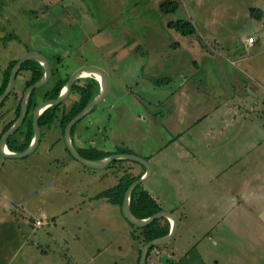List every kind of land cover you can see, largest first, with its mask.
Listing matches in <instances>:
<instances>
[{
	"label": "rangeland",
	"instance_id": "374dc122",
	"mask_svg": "<svg viewBox=\"0 0 264 264\" xmlns=\"http://www.w3.org/2000/svg\"><path fill=\"white\" fill-rule=\"evenodd\" d=\"M163 1L176 2V11H161L160 4ZM78 2L82 10L80 19L77 20L68 7V28L65 27V30L71 35L63 36L57 32L60 29L55 25L57 23L50 22V18L42 20V25L37 29L31 26L32 14L29 10L32 7L37 12L42 10V1L0 0V72H4L8 61L18 59L30 52L26 50L33 48H38L40 53L48 57L50 66H54L59 56L57 64L60 66L57 68L64 75H70L84 65L102 68L109 77V94L76 127L82 130L89 123L90 132L94 128H103V131L95 132L100 145H116L118 150H129L137 156L144 147H158L152 138L145 137L146 130H162L163 140H160V145H167L168 148L151 160L154 174L143 183L158 197L163 208L171 211L179 222L173 238L157 251L158 257L165 255V260H160L162 264H166L167 258L178 264H200L197 263V257L205 246L209 254H218L220 251L216 246L220 237L225 235L220 228L221 223L225 222L230 227L231 222L237 223L241 215L245 216L244 210L235 207L242 200L240 195L253 193L254 196H247L241 204L253 211L257 219L264 220V197L258 198V195L264 196V84L258 82L262 78L260 76L264 75V0ZM124 11L125 17L120 14ZM256 13L259 17L253 15ZM118 17L123 20L117 21ZM177 18L193 24L196 35L187 38L194 37L198 41L196 45L199 50L207 48L206 53H211L216 65H220L226 73V94L238 93V87L230 76L236 73L248 79L251 77L249 73L253 75L257 81L249 82L246 88L244 86V91L247 90L251 98L249 107H241L243 103L237 106L238 102L229 98L227 104L219 109L223 114L219 117L214 110L210 114L208 108L206 111H197L194 104L190 107L191 102L185 110L189 102L187 97L179 102L182 106H178L176 97L175 101L171 95L156 99L151 91L146 93L148 86L154 84L157 77L164 79L160 85H166L169 74L168 70L164 74L162 70L150 67V64H156L150 62L155 53L145 52L150 45L141 41V27L151 30L156 41L158 38L165 40V22ZM43 25L50 28L51 35L44 33ZM249 37L254 38L252 44L247 43ZM47 39L51 41L52 47L59 46L61 49V53L54 54V60L41 47ZM244 44L254 47H247L243 52ZM178 53L183 61L189 63V59L185 60L188 55L184 50ZM165 54L166 49L160 50L157 55L165 59ZM148 56L149 67L145 68ZM192 56L199 58L196 52ZM176 58L174 56L165 60L173 62ZM222 59L228 62L223 63ZM20 73L16 76L14 86L17 98L22 94L23 87ZM84 82L80 80L79 84ZM255 87L257 91H254ZM72 98H77V95L73 94ZM14 100L17 103V99L10 95L0 108V131L13 117V107L16 105H13ZM72 102L73 99L68 97L64 104L69 107ZM205 113L207 116L203 117ZM92 117L97 118V121L89 119ZM58 128L55 124L42 128L37 148L26 157L5 158L0 155V206L23 205L35 219L43 220V224L47 216L49 221L53 217L55 223H59L54 229L52 224L50 228L43 226L36 231V239L40 238L41 241L37 244L35 264H133L131 247L125 242L128 240L127 235L121 236L116 231V245L122 244L119 252L110 241L111 233L107 229L102 231L95 228L96 222L100 221L106 225L115 222L117 229L127 222L119 216L115 217L117 220L112 217L109 219L105 213H98L97 219L90 220L87 218L90 211L83 204L80 207V202L85 199L84 191H93L95 183L91 181L88 189H85L86 181L81 182V172L85 165L64 151L62 139L60 144H56L57 136L58 139L63 137ZM138 144L143 147L134 149ZM159 159L164 165L157 163ZM123 160L111 164L102 172L111 176L110 171L116 172L120 164L130 161ZM130 164L141 168L134 162ZM133 166H128L124 171ZM105 185L101 183L97 189ZM96 215L93 212V216ZM69 218H73L69 221L72 223L60 230V225H65L61 221ZM234 231L233 237L236 232L240 233L237 229ZM41 250L46 251L45 263ZM151 261L150 264H159L154 258Z\"/></svg>",
	"mask_w": 264,
	"mask_h": 264
},
{
	"label": "crops",
	"instance_id": "0c3cea01",
	"mask_svg": "<svg viewBox=\"0 0 264 264\" xmlns=\"http://www.w3.org/2000/svg\"><path fill=\"white\" fill-rule=\"evenodd\" d=\"M42 1V7L43 9L37 12V10L30 9L29 12L32 14L30 18L31 26H34V28L37 29V27L42 22V20L46 21L49 20L50 22H56L55 24L57 27L60 29L57 31L59 34H62L63 36H68L71 35L69 32L65 30V27L68 28L67 23L68 22V11L69 8L71 10V14L76 16L77 20L80 19L79 15L80 12H82L81 7L79 5L78 0H39ZM148 3V2H147ZM67 8H66V7ZM69 7V8H68ZM131 13V10L129 12V15ZM124 17L126 15L125 11ZM119 14V15H120ZM131 16V15H130ZM4 20V18H2ZM123 19H117V21H121ZM174 20V19H170ZM165 22V27H167V23L170 21ZM126 22V20H124ZM49 25L48 23H46ZM47 25L43 30L46 35H51L49 34L50 28H48ZM145 26L144 24H142ZM64 26V27H63ZM164 27V28H165ZM176 30L167 27L164 29V34H165V40L164 38H158L156 41L154 37L151 35L152 32L151 30H148L147 28H142L140 30V39L141 41H144L147 46L150 45V47H147L145 49V52L150 54L152 51L155 53L154 57L150 59V62L154 61L156 62L155 65H151L150 67H154L158 70H162V73L165 74V70H168L169 77L166 79L168 83L166 85H158L156 83H152L149 85L146 93H151L155 95L156 99H161V98H168L170 95L175 101V97L177 98L176 105H181L179 104L180 101L184 99V97L188 98L189 102L187 103L185 110L189 108V103L190 107L194 104L196 107L197 111L205 110L206 108L210 109V114L212 110L217 112V116L222 117L223 114L220 112V108L225 106L228 102V99L234 98L233 101L238 102L237 106H247L249 107V101L250 97L248 96L249 93L247 90L244 91V86L248 85L249 82L256 80L254 79L253 75L249 73L251 77L248 79L242 75L240 77L239 75H233L231 77V81L235 82L237 87H238V93L237 94H226L224 91L225 87V80L227 79L226 73H224L221 70L220 65H216L217 62H215L213 56L211 53H206L207 48L203 49H198L196 43L198 42L194 37H188L187 36H195L196 32L192 35H182L177 36L175 34ZM177 32V31H176ZM179 33V32H178ZM153 38V39H152ZM45 44L42 45L41 47H44L50 55V58L52 60L54 54L56 53H61V49L58 46L52 47L51 41L50 40H44ZM56 42V41H55ZM243 46V52L247 47H254L253 45H246ZM255 45V44H254ZM40 47V45H38ZM202 48V47H201ZM166 49V54H165V59L169 57H174L177 56L175 61L170 62L166 61L162 56H159L160 50ZM184 50L188 57H185V60L189 59L188 62L183 61L181 56L179 55L178 51ZM27 51H37L41 52L38 48H33L26 50ZM196 52L199 56V58L193 57L192 54ZM215 57V56H214ZM48 58V57H47ZM17 60V59H16ZM161 60L163 62H161ZM223 63H227L228 61L223 60ZM192 63V65L190 64ZM57 62L54 63V66L59 67L60 65L57 64ZM149 56L147 58V61L145 62V68L149 67ZM231 65V64H230ZM142 68H144L142 66ZM24 73V74H22ZM30 72L29 71H22L20 73V80L23 82L22 86H24L25 81L29 78ZM19 76V75H18ZM23 76V77H22ZM260 80L258 82H261V84H264V75L260 76ZM155 79V78H152ZM156 79H161L157 77ZM171 80V81H170ZM166 81V82H167ZM257 81V80H256ZM204 82V83H202ZM234 84V83H233ZM127 87V86H125ZM254 87V86H253ZM23 88V87H22ZM256 88V87H255ZM134 89V88H133ZM217 90H220L216 92ZM17 90H15L16 93ZM109 91H110V86H109ZM130 91L132 92V89L130 88ZM254 91H257V88L254 89ZM20 92V90H18ZM135 92V91H134ZM248 93V95H247ZM109 94V92H108ZM107 94V95H108ZM73 93L69 94V98L73 99V102L77 101V98H72ZM77 95V94H76ZM106 95V96H107ZM18 96V94H17ZM17 101L18 98L14 96ZM253 98V96L251 95ZM250 98V99H249ZM105 100V99H104ZM244 100V101H243ZM243 101V102H242ZM16 101L14 100L13 105H15ZM72 102V103H73ZM246 102V104H244ZM252 103V102H251ZM173 107V105H171ZM231 106V105H230ZM15 107V106H14ZM13 107V108H14ZM103 111V109H101ZM246 110V109H245ZM248 111H253L254 109H247ZM191 111V110H190ZM264 112V110H263ZM206 113L203 115V117H206ZM93 121H95L97 118L92 117L89 118ZM97 121V120H96ZM196 122V121H195ZM194 123V121H193ZM96 123H94L95 127ZM89 126H91L89 123L85 126V128L79 129L75 128L72 135L71 139L74 144V146L77 148L78 151H81L83 155H86V150L90 147H93L95 149L103 150L105 152L109 151L112 152L116 150L117 148L112 145L109 146H102L100 145L99 141L96 140L95 132L98 131H103V128H94L93 132H90ZM3 128V127H2ZM59 134L63 136V133L61 132V129L58 128ZM148 129V128H147ZM88 130V131H87ZM42 132V129H41ZM146 138H152L155 142H157L158 147H154L148 149L147 147L142 148L138 153L139 156L146 158H149V162H151V165H153L152 161L157 154L160 153L165 148H168L167 145H160L162 144L163 140L162 137V130L159 128H149V130H146ZM57 142L56 144H60V139H62V144H63V137L57 136ZM55 139V140H56ZM138 147H143L140 144L137 146H134L135 148ZM64 151H67L64 144H63ZM69 155V154H68ZM161 159L157 160V163H161V165H164L163 162H159ZM131 161L120 164L119 169L115 171H110V175L104 174L102 171L106 169L109 166H106L102 169H91V168H86L84 166V170L81 172V177L83 178L81 182H85V189H88L90 186V182L95 183V189L93 191L85 190L84 191V200L80 202V207H82V204L85 206V208L90 211L89 215L87 218L90 220H95L97 219L98 213L100 215L102 213H105L109 219H114L117 220L115 217L119 216L125 220V218L122 216L120 208L109 202L107 199L103 197H98L101 192L106 190L107 188H110L114 186L117 182V176L116 174H123L124 170H127V167L133 166ZM167 165V164H166ZM128 172L133 173V174H139V173H144V170L137 166H133L132 169H129ZM154 174V167H152V172L149 178L146 181H149V179L152 177ZM106 180H108V183H106ZM88 181V182H87ZM106 184V187H99L100 184ZM83 187V188H84ZM148 190H151L150 188H147ZM254 196L252 194H242L240 195L242 200H240V203H238L235 207H240L241 210H244L247 213H244L243 215L240 216V219L236 221L237 223H232L230 224V227H228V224L225 222L221 223V229L225 233V235L221 236L219 239L218 245L216 249H220V251L215 254H209L207 247L205 246L202 253L199 254V258L197 257V263L200 264H264V220L257 219L253 211L250 209H247V207H244L241 202L245 201L247 196ZM157 197V196H156ZM263 199V194L258 195V198ZM20 204H17L19 206ZM264 208V205H263ZM239 209V210H240ZM168 211V210H167ZM93 212H95L97 215L96 217L93 216ZM171 212V211H170ZM113 214V215H112ZM252 215V216H251ZM233 216L234 215H230ZM253 217V218H252ZM37 218V217H36ZM76 219L78 218L77 216L75 217ZM264 218V217H263ZM37 219H35L34 216L30 215L27 211V207H23V205L19 207H7V206H0V264H35V260H37V244L41 239L39 238L38 240L36 239V231L39 230V227H36L35 222ZM52 221L47 219L44 221V224L41 226H48V228L51 227L52 229L56 228L59 223H55V219L51 217ZM73 220V218H69L68 220H62L61 223L65 224L64 226L60 225V230L63 228H66L67 225H70L72 222H69ZM255 220V221H254ZM179 222V219H178ZM221 222V221H220ZM119 223V222H118ZM95 228L98 230H106L111 233V238L110 241L113 242V244L116 245V235L119 233L121 236L127 235L128 240H126V244L128 242V246L131 247V252L133 254V264H137V257H138V250L141 248L139 241L135 240L132 238V234L134 233L133 230L134 228L131 227V225L127 222V224L123 225L120 228L115 227V222L110 223L109 225H106L104 223L96 222ZM246 227V228H245ZM38 228V229H37ZM228 229V230H227ZM235 229L239 230L240 233L236 232V236L233 237L235 233ZM243 229L245 231H243ZM116 231L118 233H116ZM50 234V232H48ZM137 233V232H136ZM227 235V236H226ZM43 238L44 234L42 233ZM240 237V238H239ZM122 238V237H121ZM45 239H43L44 241ZM245 240L246 243L244 242ZM243 242L245 246L243 247ZM210 244V243H209ZM64 245V244H63ZM214 245V244H212ZM65 249L67 247L64 245ZM122 247L121 245H116V248H118V251H120ZM117 250V249H116ZM80 251V248L79 250ZM76 252V251H75ZM118 252V253H119ZM156 252V253H155ZM155 254H152L151 257L154 261H160L162 259L165 260V255L162 257H158V252L155 251ZM223 252V254H222ZM41 253H43V258H44V263L46 262V251L41 250ZM77 253V252H76ZM168 253V252H167ZM170 253V252H169ZM163 254V253H162ZM95 255V254H94ZM93 255V256H94ZM161 255V254H160ZM168 256V255H166ZM167 258V257H166ZM156 259V260H155ZM168 259V258H167ZM161 264V263H159Z\"/></svg>",
	"mask_w": 264,
	"mask_h": 264
},
{
	"label": "trees",
	"instance_id": "16d2710c",
	"mask_svg": "<svg viewBox=\"0 0 264 264\" xmlns=\"http://www.w3.org/2000/svg\"><path fill=\"white\" fill-rule=\"evenodd\" d=\"M177 9V3L173 1H163L160 4V10L163 12H175ZM253 11H256L253 9ZM255 17H259V14H253ZM167 27L172 28L179 32L181 35H192L195 33V29L193 24L190 21L184 20L182 18H177L176 20H170L167 23ZM60 60V57H56V62L58 63ZM16 62V59L11 60L3 72V78L1 81L0 86V94L4 91L8 78H9V72L11 67ZM22 71H29L30 75L29 78L25 81L23 88L21 89V92L28 87L29 85L35 83L38 81L43 74V68L42 66L35 60H27L24 63H22L21 68L17 75H19ZM69 75H64L61 73V71L56 66H51V77L49 81L43 85L40 88L34 89L28 99L27 102V113L25 116V119L22 123V125L7 138L6 144L7 148L10 151L14 152H21L23 151L30 143V140L33 136V128H32V111L34 107L43 100L52 99L58 96L63 86L66 84L68 80ZM80 80H84V84H79ZM154 82L158 85L160 83L164 82V79H155ZM99 91V84L96 79L93 77H86V78H79L77 79L71 89V93L77 94L78 99L77 101L73 102L69 107H66L64 102H61L57 105H52L47 107L38 118V124L40 128H48L51 125H56L59 127L63 133L64 127L67 124V122L73 118L79 111L82 110V108L89 103L92 98L98 93ZM20 92V93H21ZM17 96L14 89L12 92L4 99L3 102L0 103V108L3 107L5 100L10 96ZM21 95L18 98V101L13 109V117L3 126V128L0 131L1 134L6 131L10 125L14 122V120L17 118L19 114V104L21 100ZM96 108V106L92 109V111ZM80 121V120H79ZM78 121V122H79ZM78 122H76L72 128H71V135L76 128ZM67 150V149H66ZM68 152V150H67ZM86 155H83L81 151L79 153L84 156L87 159L91 160H98L105 158L111 154L114 153H132L129 150H114L112 152H103L99 149H95L93 147H90L86 150ZM145 159L149 160L148 157ZM124 160H114L112 161L108 166H110L113 163H119ZM134 162V161H131ZM141 166V168L144 170V167ZM142 172L139 174H132L128 171H124L123 174H116L117 176V182L114 186L107 188L103 192L99 194L98 197H103L107 199L109 202L117 205L120 208L121 211V205L123 202V197L125 194L126 189L128 186L134 182L136 179L140 178L142 176ZM130 209L133 215L137 218H147L150 215L160 211L165 210L160 203L158 197H156L150 190H148L144 183L138 184L131 192L130 197ZM122 214V213H121ZM126 220V219H125ZM127 221V220H126ZM128 222V221H127ZM162 222V223H161ZM129 223V222H128ZM130 224V223H129ZM132 228H134V231L137 233L132 234V238L135 240H138L140 243V246H142L144 243L155 239L162 237L166 235L169 232V222L166 218H158L153 220L150 224L144 226V227H136L132 224H130ZM165 245H157V246H151L148 249L147 256H146V264H150L151 255L155 251H159L162 249ZM140 249L138 250V257H137V264L140 257ZM159 263H161L159 261ZM178 264V262H172L169 259H166V264ZM162 264V263H161Z\"/></svg>",
	"mask_w": 264,
	"mask_h": 264
},
{
	"label": "water",
	"instance_id": "95a60500",
	"mask_svg": "<svg viewBox=\"0 0 264 264\" xmlns=\"http://www.w3.org/2000/svg\"><path fill=\"white\" fill-rule=\"evenodd\" d=\"M27 60H35L37 61L43 68V74L42 77L36 81L35 83L29 85L26 87L21 95V100L19 104V114L17 118L14 120V122L10 125V127L4 131L0 136V155L5 158H23L35 151L37 148L40 138H41V128L38 124V118L39 115L49 106L60 104L61 102H64L69 94L71 93L72 85L73 83L81 78L86 77L85 74H88L89 76H93L94 79L97 80L99 84V91L98 93L92 98V100L87 103L81 111H79L73 118H71L67 124L64 127L63 130V141L65 148L68 150V153L77 161L81 162L83 165L91 168V169H102L106 166H108L112 161L114 160H130L137 162L141 164L144 167V174L138 179H136L134 182H132L128 188L125 191L123 202L121 205V213L123 217L132 225L136 227H144L148 224H150L153 220L158 218H166L170 221V228L169 232L159 238L152 239L146 243H144L141 246L140 249V257L138 264H146V256L148 249L151 246H157V245H165L167 244L175 235L177 227H178V219L176 216L167 210H160L152 215H150L147 218H137L133 215L130 209V197L131 192L138 184L143 183L146 181L152 172V166L151 163L141 157L137 156L133 153H114L111 154L105 158L98 159V160H91L87 159L84 156H82L77 148L74 146L72 139H71V128L72 126L81 120L83 117H85L87 114H89L92 109L97 106L99 103H101L106 95L109 92V77L106 74V72L99 67L93 66V65H84L80 68L73 71L66 82V84L61 89L60 93L57 97L52 99H47L40 101L33 109L32 111V128H33V136L30 140L29 145L21 152H14L10 151L7 148V138L12 135L23 123L26 113H27V102L28 99L34 89L40 88L43 85H45L50 77H51V66L49 63L48 58L43 55L40 52L37 51H30L26 54L20 56L14 65L11 67L9 72V78L7 85L4 89V91L0 94V103L4 101V99L12 92L15 86V79L17 76V73L19 72L22 63H24ZM99 78V80H98Z\"/></svg>",
	"mask_w": 264,
	"mask_h": 264
},
{
	"label": "built area",
	"instance_id": "2783aa9c",
	"mask_svg": "<svg viewBox=\"0 0 264 264\" xmlns=\"http://www.w3.org/2000/svg\"><path fill=\"white\" fill-rule=\"evenodd\" d=\"M253 42H254L253 37H249L247 39V43L252 44ZM35 225H36V227H41L43 225V220H36Z\"/></svg>",
	"mask_w": 264,
	"mask_h": 264
},
{
	"label": "flooded vegetation",
	"instance_id": "af4514ba",
	"mask_svg": "<svg viewBox=\"0 0 264 264\" xmlns=\"http://www.w3.org/2000/svg\"><path fill=\"white\" fill-rule=\"evenodd\" d=\"M9 62H10V61L7 62V65H8ZM7 65H6V66H7ZM2 78H3V73L0 72V80H1V81H2Z\"/></svg>",
	"mask_w": 264,
	"mask_h": 264
},
{
	"label": "bare ground",
	"instance_id": "6f19581e",
	"mask_svg": "<svg viewBox=\"0 0 264 264\" xmlns=\"http://www.w3.org/2000/svg\"><path fill=\"white\" fill-rule=\"evenodd\" d=\"M85 75H88V74H85ZM91 77H93V76H91ZM98 80H99V78H98Z\"/></svg>",
	"mask_w": 264,
	"mask_h": 264
}]
</instances>
